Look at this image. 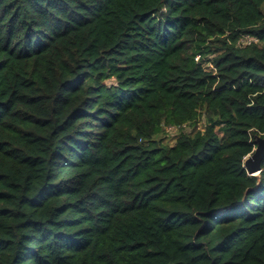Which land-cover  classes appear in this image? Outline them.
Masks as SVG:
<instances>
[{
  "label": "trees",
  "instance_id": "16d2710c",
  "mask_svg": "<svg viewBox=\"0 0 264 264\" xmlns=\"http://www.w3.org/2000/svg\"><path fill=\"white\" fill-rule=\"evenodd\" d=\"M257 136L264 0H0V264H264Z\"/></svg>",
  "mask_w": 264,
  "mask_h": 264
},
{
  "label": "water",
  "instance_id": "95a60500",
  "mask_svg": "<svg viewBox=\"0 0 264 264\" xmlns=\"http://www.w3.org/2000/svg\"><path fill=\"white\" fill-rule=\"evenodd\" d=\"M264 160V137L257 136L253 152L244 161V167L249 174L258 175L261 171V163Z\"/></svg>",
  "mask_w": 264,
  "mask_h": 264
},
{
  "label": "rangeland",
  "instance_id": "374dc122",
  "mask_svg": "<svg viewBox=\"0 0 264 264\" xmlns=\"http://www.w3.org/2000/svg\"><path fill=\"white\" fill-rule=\"evenodd\" d=\"M246 43H247V41H245ZM205 125H206V120L205 119H203L200 123H199V125H198V128H204L205 127ZM191 128L189 127V126H186L185 128H183L182 130H190ZM169 130V129H168ZM164 130L165 132L162 134V135H160V136H164V137H166V141L169 143V144H174V142H175V138H176V136L179 134V132H173L172 131V133L171 132H169V131H171V130ZM182 130H180V131H182Z\"/></svg>",
  "mask_w": 264,
  "mask_h": 264
},
{
  "label": "built area",
  "instance_id": "2783aa9c",
  "mask_svg": "<svg viewBox=\"0 0 264 264\" xmlns=\"http://www.w3.org/2000/svg\"><path fill=\"white\" fill-rule=\"evenodd\" d=\"M252 39L251 38H247L244 41H247V43H250ZM180 128H175V127H169V130H173V132L178 131Z\"/></svg>",
  "mask_w": 264,
  "mask_h": 264
}]
</instances>
